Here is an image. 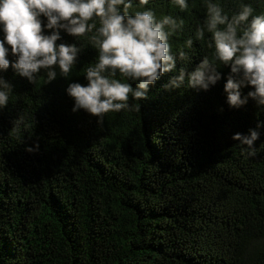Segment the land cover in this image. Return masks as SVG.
<instances>
[{
    "label": "trees",
    "instance_id": "obj_1",
    "mask_svg": "<svg viewBox=\"0 0 264 264\" xmlns=\"http://www.w3.org/2000/svg\"><path fill=\"white\" fill-rule=\"evenodd\" d=\"M151 6L185 19L174 48L204 15L200 0L186 12L168 0ZM194 48L189 70L210 51ZM96 55L86 47L68 80L0 74L14 86L0 111V264H264V128L254 157L232 139L264 112L251 99L228 106L230 69L199 92L162 88L165 74L140 111L109 113L101 128L73 113L65 93L69 82L86 83L80 70ZM19 114L22 133L10 130ZM36 141L39 151H26Z\"/></svg>",
    "mask_w": 264,
    "mask_h": 264
},
{
    "label": "clouds",
    "instance_id": "obj_2",
    "mask_svg": "<svg viewBox=\"0 0 264 264\" xmlns=\"http://www.w3.org/2000/svg\"><path fill=\"white\" fill-rule=\"evenodd\" d=\"M194 2L168 0L180 12ZM200 3L203 18L174 48L172 38L185 31V19L158 13L151 6L155 0H0V74L11 67L33 84L41 78L51 83L58 76L68 80L91 46L97 55L80 70L86 83L69 82L65 93L73 101L71 111H85L98 127L109 113L140 111V101L165 74L170 75L164 89L208 91L221 80V66L230 69L223 85L228 106L239 109L251 99L258 113L264 112V11L254 7L264 0H235L234 9L226 8L224 0ZM62 33L73 42H65ZM195 42L210 51L189 70ZM245 87L250 90L242 95ZM13 88L0 75V111ZM12 124L11 131L22 133L24 117L19 114ZM262 128L264 120L257 119L247 134L232 135L245 158L257 155ZM26 151H39L38 141Z\"/></svg>",
    "mask_w": 264,
    "mask_h": 264
}]
</instances>
